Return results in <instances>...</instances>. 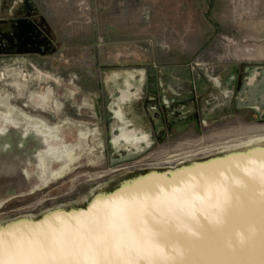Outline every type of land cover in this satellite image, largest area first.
Returning a JSON list of instances; mask_svg holds the SVG:
<instances>
[{
	"label": "rangeland",
	"instance_id": "374dc122",
	"mask_svg": "<svg viewBox=\"0 0 264 264\" xmlns=\"http://www.w3.org/2000/svg\"><path fill=\"white\" fill-rule=\"evenodd\" d=\"M35 120L74 145L47 177ZM263 138L264 0H0V228L87 217Z\"/></svg>",
	"mask_w": 264,
	"mask_h": 264
},
{
	"label": "snow or ice",
	"instance_id": "6c2138e0",
	"mask_svg": "<svg viewBox=\"0 0 264 264\" xmlns=\"http://www.w3.org/2000/svg\"><path fill=\"white\" fill-rule=\"evenodd\" d=\"M159 185L97 209L72 229L46 228L21 240L0 228V264H225L194 260L201 253L243 247L253 185L264 205V159L233 163Z\"/></svg>",
	"mask_w": 264,
	"mask_h": 264
},
{
	"label": "water",
	"instance_id": "95a60500",
	"mask_svg": "<svg viewBox=\"0 0 264 264\" xmlns=\"http://www.w3.org/2000/svg\"><path fill=\"white\" fill-rule=\"evenodd\" d=\"M261 156L253 155V156H247V155H238L233 157H228L227 160L221 159V163L217 164H210L212 163V160H209V163H201L199 165L200 169H205L204 171L199 172L197 174H194L195 177L202 176L203 174L211 173L217 169H223L225 171V175H230L228 169L229 167L236 162H239L243 159H251L256 165H259L260 161L263 158H260ZM216 158L214 161H217ZM184 180V179H183ZM181 181V180H180ZM180 181H177L173 183V187L178 186L180 184ZM170 185H163L160 186L164 189V191H167V188ZM127 188V187H125ZM140 193V192H137ZM136 193V194H137ZM135 194V195H136ZM128 195L122 196V200H126ZM261 195H260V186L259 183L256 182L253 185L250 197L247 201L246 205V211L244 215V225L247 227L248 231V239L247 242L243 247L234 248V249H228L227 247H224L221 251H215L210 253H201V254H195L192 256V259L194 260H213V261H222L225 262V264H264V205L261 203ZM104 201V200H102ZM117 203V202H116ZM115 204L114 202H111V205ZM77 213H81L78 212ZM76 213V214H77ZM64 214L72 215L71 212H64ZM63 215V216H65ZM83 213L77 214V216L72 217H65L67 220H58L59 223H51L44 227V225H40L42 220L33 221L31 223H23L20 224V226H17L16 228L13 227L16 224H13V226H5L3 229L6 231H10L11 235L15 237L18 240L23 239L24 237H28L33 233H37L39 231H42L46 228H67L72 229L79 220H81L83 217ZM88 217V216H87ZM46 219V218H45ZM44 220V219H43ZM63 221V222H62ZM39 223V224H38Z\"/></svg>",
	"mask_w": 264,
	"mask_h": 264
},
{
	"label": "bare ground",
	"instance_id": "6f19581e",
	"mask_svg": "<svg viewBox=\"0 0 264 264\" xmlns=\"http://www.w3.org/2000/svg\"><path fill=\"white\" fill-rule=\"evenodd\" d=\"M28 117V116H27ZM29 121L31 120H34L32 118L28 119ZM36 123L38 124V128H36V133H38L39 136H41L42 140L44 141V144L46 145V148L44 150H40L38 151L35 156L41 161V170H42V173H44V176L47 177L48 173L49 172H53L52 168H57L58 165H61L62 163V160H63V157L65 156L63 153L67 150L69 151L71 147H73L74 145L72 144L73 142L71 143H67L65 141H63L64 137L63 138H59V136L56 134V130L57 132L60 130V127L63 128V126H60V127H51L49 128L50 126H48L46 123H44L43 121H40V120H35ZM68 126V128H70V126H75V125H72V124H66ZM82 131V130H81ZM79 131L78 133V141L76 142L75 144V151H72V152H68L67 157L69 159V163L68 165L65 166V168L61 169V170H58L55 174H54V179H59L61 178L62 176H64L65 174H67L68 172L71 171V167L73 165V163L76 162V160H78L79 156L77 157L75 154V152H78L76 150H78V148L80 149L82 144H83V140H87V137H88V133L87 131L85 132H81ZM27 134V132H25V135ZM66 139V138H65ZM76 139V137H75ZM255 140V139H254ZM257 140V139H256ZM75 141V140H74ZM251 141V140H250ZM254 142V141H252ZM9 146V145H7ZM245 146V145H244ZM243 147V146H242ZM240 148V146L238 147ZM235 149V148H233ZM5 150V149H4ZM228 150V149H227ZM80 153V152H79ZM223 153V152H222ZM218 154V153H217ZM220 154V153H219ZM47 155L48 156H51V155H55L54 157H56L57 161V165H56V161L53 163L49 162L47 160ZM238 155H247V156H253V155H257V156H261L260 158H263L264 157V138L263 139H259L256 143H252L250 145L247 146V143H246V146L244 148H241L239 149L238 151H234L233 152H230L226 153L225 156L221 157L220 159H217V161H211L212 163L210 164H217V163H221V159H224L226 158L225 160H227L228 157H233V156H238ZM43 156H45V158H42ZM186 162V161H185ZM209 163V162H208ZM52 164H53V167H52ZM200 166L198 163L197 164H194L193 167L191 168H187V169H184L183 171H180V173L178 174L179 176L177 177L176 175L173 176V178L171 179V181L167 180L171 185L177 181H182L183 179L185 178H189V177H195L194 174H197L199 172H202L204 171L205 169H200ZM60 168V167H59ZM172 169V167H170ZM61 172V173H60ZM179 172V171H178ZM58 173V174H57ZM177 174V173H176ZM198 175V174H197ZM181 177V178H180ZM158 178V177H157ZM165 178V177H164ZM162 179V178H161ZM152 180V179H151ZM165 181V180H164ZM180 181V182H181ZM156 182V181H155ZM153 183V182H152ZM158 183L159 186H161V184L159 182H156V184ZM154 185L153 188H152V185H149L151 186L150 189H154L157 185ZM173 186V185H172ZM145 187V186H144ZM147 188V187H145ZM128 190V189H126ZM144 191V189H141V191ZM145 190H148V189H145ZM142 191V192H143ZM94 192V191H93ZM98 192V191H97ZM129 193V192H128ZM138 194V193H137ZM132 195H135L134 193L129 195V196H132ZM115 198V197H114ZM107 206V205H106ZM96 210L94 209V207L92 208V210L89 212L90 215H92ZM64 214V211H59V212H50L48 213V215H46L42 221H41V224L40 225H44V227H46L49 224L51 223H59L58 220H66ZM72 216H77V215H72ZM71 216V217H72ZM46 218V219H45ZM34 221V220H33ZM33 221H22V222H19L15 228L17 226H20V224H23L24 222L25 223H31ZM63 222V221H62ZM14 224V223H13ZM39 224V223H38ZM18 228V227H17Z\"/></svg>",
	"mask_w": 264,
	"mask_h": 264
}]
</instances>
